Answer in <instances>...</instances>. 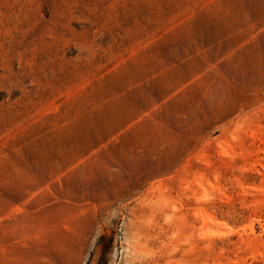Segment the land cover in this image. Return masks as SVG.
Wrapping results in <instances>:
<instances>
[{
	"label": "rangeland",
	"instance_id": "1",
	"mask_svg": "<svg viewBox=\"0 0 264 264\" xmlns=\"http://www.w3.org/2000/svg\"><path fill=\"white\" fill-rule=\"evenodd\" d=\"M0 264H264V0H0Z\"/></svg>",
	"mask_w": 264,
	"mask_h": 264
}]
</instances>
